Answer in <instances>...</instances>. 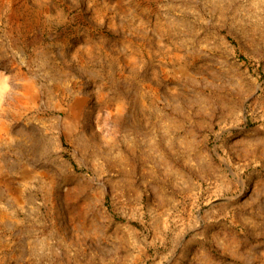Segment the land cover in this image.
Masks as SVG:
<instances>
[{
  "label": "rangeland",
  "instance_id": "rangeland-1",
  "mask_svg": "<svg viewBox=\"0 0 264 264\" xmlns=\"http://www.w3.org/2000/svg\"><path fill=\"white\" fill-rule=\"evenodd\" d=\"M0 213L2 264H264V0H0Z\"/></svg>",
  "mask_w": 264,
  "mask_h": 264
},
{
  "label": "bare ground",
  "instance_id": "bare-ground-1",
  "mask_svg": "<svg viewBox=\"0 0 264 264\" xmlns=\"http://www.w3.org/2000/svg\"><path fill=\"white\" fill-rule=\"evenodd\" d=\"M156 30V32H162L163 30L161 29V28H156L155 29ZM147 40H148V38H147ZM149 41V40H148ZM138 49V48H137ZM77 52H79V51H77ZM132 52V51H131ZM88 53V52H87ZM90 53H92L91 51H90ZM81 54V53H80ZM86 54V53H85ZM87 55V54H86ZM90 56H91V54H89ZM92 55H94V54H92ZM79 56V55H78ZM82 56V55H81ZM94 56H96V55H94ZM104 56V55H103ZM131 57L132 56H129V61L131 60ZM98 58V57H97ZM133 58V57H132ZM113 59H115V58H113ZM113 59L110 61V63L109 64H107L108 65V67H109V70L107 69V78H109V81H110V83L113 85L114 83H115V81H114V77H113V72H114V63H113ZM94 60V59H93ZM88 61V60H87ZM128 61V60H127ZM128 61V62H129ZM115 62V61H114ZM87 63V62H86ZM82 68V67H81ZM81 68H80V70H81ZM86 69V68H85ZM91 69V68H90ZM78 70V69H77ZM92 70V69H91ZM104 70V69H103ZM86 71V70H85ZM89 72V71H88ZM94 73H92V75H93ZM89 75V74H88ZM137 75H139V71H137L136 69H131V75H130V77L127 79V84L128 85H130V83H131V80L133 79V76H137ZM139 81V80H138ZM133 84V83H132ZM136 84H138V82L136 83ZM60 85V84H59ZM125 85V84H124ZM140 85V84H139ZM57 86V85H56ZM136 86V85H135ZM132 87V86H131ZM59 90H65L63 87H59L58 88ZM113 89V88H112ZM124 90H126V89H124ZM128 91V90H127ZM128 92H130V91H128ZM125 93V92H124ZM133 93V92H132ZM131 96V95H130ZM134 96H136V95H134ZM139 97H141L140 95H139ZM130 98V97H129ZM137 98V97H136ZM135 98V99H136ZM134 99V100H135ZM137 100V99H136ZM138 100H139V98H138ZM135 102V101H134ZM136 105V104H135ZM137 105H138V103H137ZM138 106H140V108L142 107L141 106V104H139ZM143 110V109H142ZM141 111V110H140ZM140 113V112H139ZM142 113V112H141ZM140 113V114H141ZM3 213V212H2ZM1 214V213H0ZM4 215V214H3ZM0 216H2V215H0ZM1 244V243H0ZM2 247V246H1ZM10 251H12V250H10ZM9 251V252H10ZM7 256H8V254H7ZM9 258H11L12 260L14 259V254L12 253V254H9ZM8 258V259H9ZM10 259V260H11ZM6 262H8V260L6 261ZM0 264H2L1 263V260H0ZM9 264V263H8Z\"/></svg>",
  "mask_w": 264,
  "mask_h": 264
}]
</instances>
